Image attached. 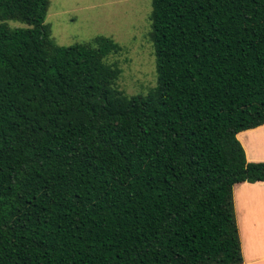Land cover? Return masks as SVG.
I'll return each mask as SVG.
<instances>
[{
	"label": "trees",
	"instance_id": "16d2710c",
	"mask_svg": "<svg viewBox=\"0 0 264 264\" xmlns=\"http://www.w3.org/2000/svg\"><path fill=\"white\" fill-rule=\"evenodd\" d=\"M47 7L0 0V264H241L264 0H150L155 83L134 95L107 62L121 47L57 46Z\"/></svg>",
	"mask_w": 264,
	"mask_h": 264
},
{
	"label": "rangeland",
	"instance_id": "374dc122",
	"mask_svg": "<svg viewBox=\"0 0 264 264\" xmlns=\"http://www.w3.org/2000/svg\"><path fill=\"white\" fill-rule=\"evenodd\" d=\"M149 12L150 0H48L44 24L57 46L111 39L121 47L107 59L120 69L116 87L124 95L145 94L155 83ZM257 141L252 138L250 146Z\"/></svg>",
	"mask_w": 264,
	"mask_h": 264
},
{
	"label": "crops",
	"instance_id": "0c3cea01",
	"mask_svg": "<svg viewBox=\"0 0 264 264\" xmlns=\"http://www.w3.org/2000/svg\"><path fill=\"white\" fill-rule=\"evenodd\" d=\"M252 138H259L257 146H250ZM236 139L247 162H264V125L240 132ZM232 202L241 264H264V182L235 184Z\"/></svg>",
	"mask_w": 264,
	"mask_h": 264
}]
</instances>
